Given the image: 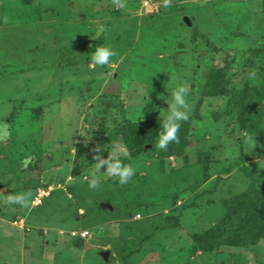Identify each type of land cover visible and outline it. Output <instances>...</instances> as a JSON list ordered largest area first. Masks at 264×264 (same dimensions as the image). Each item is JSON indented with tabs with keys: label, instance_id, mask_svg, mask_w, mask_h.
<instances>
[{
	"label": "rangeland",
	"instance_id": "rangeland-1",
	"mask_svg": "<svg viewBox=\"0 0 264 264\" xmlns=\"http://www.w3.org/2000/svg\"><path fill=\"white\" fill-rule=\"evenodd\" d=\"M0 264H264V0H0Z\"/></svg>",
	"mask_w": 264,
	"mask_h": 264
},
{
	"label": "clouds",
	"instance_id": "clouds-1",
	"mask_svg": "<svg viewBox=\"0 0 264 264\" xmlns=\"http://www.w3.org/2000/svg\"><path fill=\"white\" fill-rule=\"evenodd\" d=\"M124 6V4H120V7ZM167 6L168 0H165V7ZM99 30L103 31V27L101 26ZM115 55L116 53L112 48L108 46H100L91 54L90 59L94 65L105 66L110 63L111 58ZM252 75H255V73H252ZM189 88L190 86L182 81L175 84L174 90L171 92L174 103L169 101V109L165 110L166 116L163 122V131L160 132L158 142L155 145L157 148L166 150L170 143L179 142L177 135L180 130L179 122L188 120L191 110L188 102ZM109 155L111 160L107 161L108 166L105 170L104 176L116 177L121 185L127 184L135 175V171L131 166L123 163L119 158L121 155H128L125 147L123 145H113L112 151ZM104 162V160H98L95 163V169L98 170ZM97 186L98 181L94 175L93 180L90 182V187L96 188ZM23 200L24 196L22 194H15L8 196L6 202L9 204H20L21 206H25ZM26 206H28V204Z\"/></svg>",
	"mask_w": 264,
	"mask_h": 264
},
{
	"label": "trees",
	"instance_id": "trees-1",
	"mask_svg": "<svg viewBox=\"0 0 264 264\" xmlns=\"http://www.w3.org/2000/svg\"><path fill=\"white\" fill-rule=\"evenodd\" d=\"M148 133H150V132H147V133L145 134L144 138H142V140H141V145H142V147L151 143V141L149 140V135H148ZM249 207H250L251 209H256V208H257L259 211L262 210V207H261V206H258L256 202H251V204L248 205V208H249ZM250 208H249V210H250ZM259 214H260V213H259ZM231 231H232V230L229 228V229L225 232L223 238L231 237V235H232V232H231ZM223 238H222V239H223ZM243 239H244V238H243Z\"/></svg>",
	"mask_w": 264,
	"mask_h": 264
},
{
	"label": "built area",
	"instance_id": "built-area-1",
	"mask_svg": "<svg viewBox=\"0 0 264 264\" xmlns=\"http://www.w3.org/2000/svg\"><path fill=\"white\" fill-rule=\"evenodd\" d=\"M46 196H49V193H47L45 190H43V191L39 194V197H38V199L36 200V204H37V205H40V204L42 203V200H43ZM88 235H89L88 232H82V233L80 234V237H81V238H86Z\"/></svg>",
	"mask_w": 264,
	"mask_h": 264
},
{
	"label": "water",
	"instance_id": "water-1",
	"mask_svg": "<svg viewBox=\"0 0 264 264\" xmlns=\"http://www.w3.org/2000/svg\"><path fill=\"white\" fill-rule=\"evenodd\" d=\"M102 257H103L105 260H108L109 253H102Z\"/></svg>",
	"mask_w": 264,
	"mask_h": 264
}]
</instances>
